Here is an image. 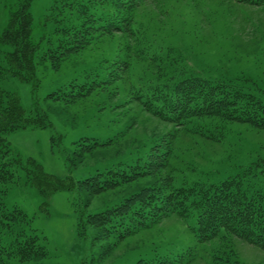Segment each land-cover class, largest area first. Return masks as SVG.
<instances>
[{
  "label": "rangeland",
  "instance_id": "1",
  "mask_svg": "<svg viewBox=\"0 0 264 264\" xmlns=\"http://www.w3.org/2000/svg\"><path fill=\"white\" fill-rule=\"evenodd\" d=\"M75 1L34 0L32 3V38L40 46L35 59L38 87L18 78L0 79V89L16 93L28 115L36 116L40 112L52 123L48 129L27 128L5 135L23 159L36 160L45 172L57 178L82 181L109 163L130 164L138 160L147 163L157 146L160 150L168 144L172 147L170 169L108 190L92 202L83 200L85 205L89 202L87 209L91 211L104 209L146 188L164 187L168 185V177L173 178L175 185L217 183L236 174L241 166L264 160V130L246 124L221 123L226 127L225 135L221 140H210L147 114L135 99L136 89L131 90V85L143 75L150 77L151 71L144 73L146 63L134 53L137 46L129 31L103 37L60 64L44 58L56 46L59 35L56 30L80 22L77 3L74 8L66 7ZM148 1L151 4L142 9L147 33L140 32L133 24L130 28L141 42L147 36L146 40L154 44L157 52L164 53L169 64L164 67L167 72L179 65L189 73L237 84L264 100V7L236 0ZM96 2L88 4L93 16L101 19V5ZM16 8L17 0H0V36ZM107 21L105 18L98 25H107ZM169 48L177 51L178 56L181 54L178 60L181 65L176 63ZM6 51L11 48L0 45L2 65L6 64L2 60ZM114 61L120 62L113 68L118 69L121 79L115 78L76 103L50 98V94L67 88L69 83L85 81L89 69L95 72L96 67L104 68ZM124 63L130 65L126 67ZM217 123L214 120L206 126L211 129ZM116 135L113 145L100 147L73 163L70 161L77 148L74 143L91 138L106 142V138ZM18 177L17 183L9 186L5 204L9 208L20 207L30 218L32 228L41 237L40 243L49 253L44 264H139L155 251L175 255L189 249L192 252L186 258L194 259L190 264H210L215 251L228 255L231 264H264V252L258 247L224 232L213 241L200 243L187 222L176 217L114 245L106 238L101 241L93 237V229L84 239L77 230V211L81 199L88 195L85 190L57 192L48 199L24 183L23 172L19 171ZM255 181L257 189L264 191V176ZM104 250H109L110 255L101 256Z\"/></svg>",
  "mask_w": 264,
  "mask_h": 264
},
{
  "label": "trees",
  "instance_id": "2",
  "mask_svg": "<svg viewBox=\"0 0 264 264\" xmlns=\"http://www.w3.org/2000/svg\"><path fill=\"white\" fill-rule=\"evenodd\" d=\"M33 1L17 0V8L12 11L8 27L0 36V45L11 48L2 57L6 64L0 63V79L18 78L37 88L40 81L35 59L40 46L32 38ZM236 1L264 7V0ZM93 2L96 0H76L74 4L66 5L74 8L77 3L80 22L57 29L56 46L48 50L44 58H50L53 64H60L100 42L103 37H114L117 33L129 31L137 46L133 49L134 53L146 63L144 73L151 71L150 77L143 75L131 85V90L136 89L135 99L140 101L147 114L186 133L206 136L210 140H221L225 135L226 127L221 123L246 124L264 130V100L252 92L232 82L189 73L179 65L174 71L164 69L169 66L164 53L157 52L154 44L146 40L147 36H143L141 42L130 28L133 24L140 32L147 33L148 24L144 21L142 9L151 1L98 0L96 3L101 5L103 13L101 19H96L91 12L88 3ZM105 18H108V24L99 26V21H105ZM169 50L175 55L176 63L181 65L178 61L181 54L178 53V56L177 51ZM119 64L114 61L104 68L96 67L95 72L89 69L85 81L78 79L69 83L67 88L50 94V98L76 103L83 97H89L115 78L121 79L118 69L113 68ZM124 65L128 67L130 63ZM207 120L210 123H204ZM214 120L218 123L211 129L206 126ZM51 126L46 114L37 112L36 116L28 115L16 93L0 89V264H44L49 257L28 215L18 206L9 208L5 204L9 186L17 183L19 171L23 172L24 183L35 188L44 198L49 199L62 191L87 192L88 197L81 199L77 211V230L84 239L93 229V237L101 241L106 238L114 245L155 228L170 217H176L187 222L190 232L200 243L213 241L224 232L226 236L239 238L264 252V191L257 189L255 181L264 176V160L241 166L236 174L226 176L217 183L175 185L173 178L168 177V185L164 187L146 188L104 209L91 211L87 209L89 202L104 192L131 184L161 169H170L172 147L168 144L160 150L157 146L147 163L140 160L130 164L109 163L102 171L82 181L71 177L60 179L45 172L36 160L23 159L5 138L6 134L17 130L48 129ZM117 136L106 138V142L91 138L92 141L82 139L74 143L77 148L70 161L73 163L100 147L113 145ZM52 140L56 141L55 138ZM87 199L88 205L83 204V200ZM191 252L189 249L175 255H162L155 251L139 264H190L194 259L186 256ZM109 255V250L101 253L103 257ZM210 264H231V261L228 255L215 251Z\"/></svg>",
  "mask_w": 264,
  "mask_h": 264
}]
</instances>
